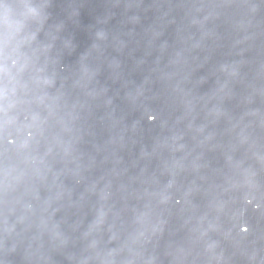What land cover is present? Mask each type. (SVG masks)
Segmentation results:
<instances>
[{"label": "water", "instance_id": "obj_1", "mask_svg": "<svg viewBox=\"0 0 264 264\" xmlns=\"http://www.w3.org/2000/svg\"><path fill=\"white\" fill-rule=\"evenodd\" d=\"M96 264H264V0H117Z\"/></svg>", "mask_w": 264, "mask_h": 264}]
</instances>
